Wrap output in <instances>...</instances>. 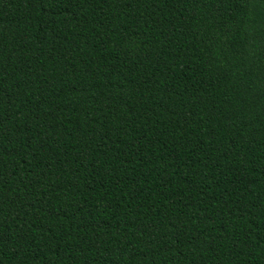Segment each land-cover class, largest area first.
Listing matches in <instances>:
<instances>
[{"label":"trees","instance_id":"obj_1","mask_svg":"<svg viewBox=\"0 0 264 264\" xmlns=\"http://www.w3.org/2000/svg\"><path fill=\"white\" fill-rule=\"evenodd\" d=\"M0 264H264V0H0Z\"/></svg>","mask_w":264,"mask_h":264}]
</instances>
